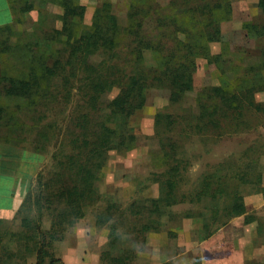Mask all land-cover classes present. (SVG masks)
Returning <instances> with one entry per match:
<instances>
[{"label": "rangeland", "instance_id": "374dc122", "mask_svg": "<svg viewBox=\"0 0 264 264\" xmlns=\"http://www.w3.org/2000/svg\"><path fill=\"white\" fill-rule=\"evenodd\" d=\"M145 1L152 6L142 21L143 39L158 41L159 18L176 16L186 23L188 8L184 0H73V4L84 8L80 32L89 33L94 12L103 4H109L123 31L128 25L130 7ZM228 1L231 17L221 24V42L225 45H208L211 54L220 55L219 63L197 58L194 89L177 103L169 101L166 88L146 90L144 108L129 121L133 148L109 152L93 183L95 193L84 203L83 216L73 226L68 224V218L61 225L55 223L60 220L54 217L57 202H44L42 208L28 206L12 221H1L0 264H27L34 257V243L39 240L36 228L50 230L53 223L51 232L56 238L48 251L55 258H60V244L69 242L71 235H79L87 250L97 253L98 264H213L218 250L232 256L230 264H264V206L253 208L258 203L255 193L260 192L262 183V179L258 183L259 175L264 176V89H259L264 84V42L255 35V29L248 32L244 28L245 24L261 26L263 18L258 0ZM27 2L32 6L29 12L21 14L22 22L15 24L11 34L7 38L1 36V40L15 46L22 38L30 44L37 41L44 51L62 49V37L44 43V37L61 28L62 7L47 0ZM19 3L18 6H25L22 0ZM133 44L132 39L121 34L116 45H103L82 54L75 70L79 87L88 79L103 80L129 73ZM66 57L63 53V61ZM144 63H156L151 52L144 53ZM25 67L20 56L12 52L2 55L0 60V73L15 75ZM61 77L53 81L51 91L55 98L43 100L33 112L22 115L23 125L15 135L21 140L19 146L29 151L41 150L38 153L43 161L38 173H42V181L48 182L58 173L59 161L65 162L70 153L69 140L75 132L71 120L89 111L82 103L86 92L67 91L61 85ZM221 84L247 97L241 100L242 106L233 117H218V129L208 125L198 130L197 94L202 88ZM117 93L118 89L111 86L99 95L103 120ZM204 103L208 104L207 100ZM15 105L24 107L22 102L0 95V106L15 111ZM4 132L0 129L2 136ZM36 177L32 181L35 193L40 188ZM170 179L176 185L173 194L166 197ZM206 180L211 191L222 186L220 193L200 196ZM233 195L249 203L248 215L257 220L252 238L251 229L243 228L242 218L229 220ZM224 222L227 223L221 226ZM211 232L213 235L202 243ZM81 263L90 262L86 258Z\"/></svg>", "mask_w": 264, "mask_h": 264}, {"label": "trees", "instance_id": "16d2710c", "mask_svg": "<svg viewBox=\"0 0 264 264\" xmlns=\"http://www.w3.org/2000/svg\"><path fill=\"white\" fill-rule=\"evenodd\" d=\"M47 1L61 6L63 13L60 16L61 28L53 30L44 37V43L48 40L49 42L55 39L60 40L62 37L63 39L60 40L62 49L53 52L46 46L49 52L44 51L41 50L37 41L30 44L24 42L22 38L15 46L7 45L5 40H1V36L5 35L7 38L12 32V27L11 25L0 26V60L2 55L12 52L20 56V60L26 66L23 71L15 75H9L5 71L0 73V95L22 102L24 105L22 107L24 110L15 105L16 112L11 108L0 106V129H5L4 136L0 134V142L23 148L18 145L21 140L15 137L18 129L23 125L20 123L21 117L33 112L43 100L47 102L55 98L51 88L57 76H63L61 85L65 86L67 91L78 89L80 92H86L82 103L89 111L71 120L75 132L73 131L69 140L70 153L66 155V161H59L58 173L55 178L50 179V182L42 181L41 172L37 174L36 182L40 188L35 193L34 183H31L17 214L19 215L28 206L35 205L42 208L44 202L49 204L57 202L58 209L54 217L60 220L55 223L61 225L68 218L70 220L68 224L73 226L75 221L83 216L84 203L91 200L95 193L93 183L105 166L109 152L113 150L127 152L133 148L134 136L131 134L133 129L129 121L136 112L144 108L146 90L153 87L166 88L170 92L169 101L177 103L186 92L194 89L193 75L197 68V58L201 57L215 65L219 63L220 55L211 54L208 45L221 42V24L230 19L231 5L228 0H184L188 8L185 11L186 23L180 22L176 16L157 19L159 39L154 42L143 39L141 35L142 21L152 6L150 2L145 1L143 4L130 7L128 25L123 31L120 30L114 15L111 14L109 4H103L94 12L92 30L84 33L80 32L83 7L74 5L73 0ZM19 2L20 0H8L13 24H20L23 19L21 14H26L32 7L27 0H22L25 6H18ZM258 7L262 12V25L245 24L244 28H247L248 32H253L255 29V35L262 37L264 42V0H258ZM121 34L132 39L134 43L131 47L133 50H131L129 73L103 80L88 79L79 87L80 80L75 77V70L82 54L92 53L103 45H116ZM222 45H225L224 42ZM146 51L153 54L156 59L155 64L144 63ZM63 53L67 54L64 61ZM262 57L261 64L264 65V45ZM111 86H115L118 93L109 103L107 118L103 120L100 116L99 95ZM259 89H264V84ZM241 96L242 94H238L233 87H227L225 84L202 88L197 94L196 101L200 112L197 117L199 123L195 127L199 130L202 129L201 127L212 125L218 129L219 118L227 119L232 114L233 117L234 113L241 108V100L247 95ZM204 100H207L208 104L204 103ZM255 108L260 109L257 106ZM16 114L19 116L18 119ZM39 151L41 150H33L35 153ZM258 183H261L260 175ZM175 185L174 179L168 181L166 197L173 194ZM210 186L209 180H206L199 195L212 197L220 193L219 191L223 188L221 186L218 190L211 191ZM259 191L264 196V188L261 187ZM228 209L231 215L229 220L241 216L244 217L246 224L255 220L247 214L243 197L239 195L232 196ZM55 223L50 226V230L36 228L39 240L35 239L37 242L34 243L35 264H65L48 251L56 238L51 232ZM29 228L31 227H27ZM213 233L211 232L202 240Z\"/></svg>", "mask_w": 264, "mask_h": 264}, {"label": "crops", "instance_id": "0c3cea01", "mask_svg": "<svg viewBox=\"0 0 264 264\" xmlns=\"http://www.w3.org/2000/svg\"><path fill=\"white\" fill-rule=\"evenodd\" d=\"M3 25H11L12 28L15 26L8 0H0V26ZM42 161L43 158L39 153L0 142V222L12 221L17 216L31 183L38 174ZM261 179V187L264 188V176ZM255 195H257L255 199L258 203L253 208L258 209L264 206V196L261 192L255 193ZM244 205L247 212L249 203L244 200ZM236 218H242L243 228L249 227L251 229L250 236L252 238V235H254L252 230H256L257 220L246 224L244 217ZM71 237L69 242L59 245L62 251L59 259L65 264H83L81 263L82 260L87 258L90 262L87 264H98L97 253H91L87 250L81 242V236L71 235ZM204 242L203 240L202 243ZM214 258L212 260L213 264H216V262L227 264L232 259V256L226 254V252L221 253V250H218L215 252ZM208 263L210 264L211 261ZM27 264H35V257H31Z\"/></svg>", "mask_w": 264, "mask_h": 264}]
</instances>
